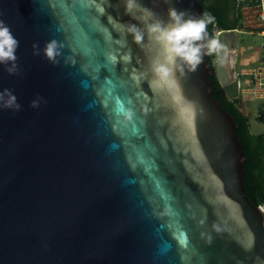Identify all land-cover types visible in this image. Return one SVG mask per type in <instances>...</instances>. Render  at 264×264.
I'll use <instances>...</instances> for the list:
<instances>
[{
	"label": "water",
	"instance_id": "obj_1",
	"mask_svg": "<svg viewBox=\"0 0 264 264\" xmlns=\"http://www.w3.org/2000/svg\"><path fill=\"white\" fill-rule=\"evenodd\" d=\"M136 2L0 0L19 41V72L0 65V91L21 105L0 109V264H264V208L208 55L162 81L158 46L128 31L144 28V9L201 17L203 0ZM216 39V76L236 100L238 32ZM52 40L55 65L43 54Z\"/></svg>",
	"mask_w": 264,
	"mask_h": 264
},
{
	"label": "clouds",
	"instance_id": "obj_2",
	"mask_svg": "<svg viewBox=\"0 0 264 264\" xmlns=\"http://www.w3.org/2000/svg\"><path fill=\"white\" fill-rule=\"evenodd\" d=\"M136 7H139L136 0H128L129 12ZM141 19L144 23L143 29L133 24L129 26L128 31L136 44H142L147 34L149 41L158 46L152 69L157 78L162 81L172 78L177 71L184 72L185 68L195 72L203 62V55L217 53L221 47L220 42L214 37L206 39L208 25L215 22V17L211 14L205 13L201 17H195L176 8H170L168 21L165 22L157 19L150 10L144 9ZM18 47L19 41L10 27L0 20V65L5 66L9 75H17L19 72L16 55ZM62 47V44L52 40L46 43L43 54L48 61L54 65L58 64ZM205 49L206 52L203 51ZM40 54L39 45L34 44L33 55ZM42 99L38 97L33 100L31 107L38 108ZM0 109L17 112L21 110V105L11 90L0 91Z\"/></svg>",
	"mask_w": 264,
	"mask_h": 264
},
{
	"label": "trees",
	"instance_id": "obj_3",
	"mask_svg": "<svg viewBox=\"0 0 264 264\" xmlns=\"http://www.w3.org/2000/svg\"><path fill=\"white\" fill-rule=\"evenodd\" d=\"M240 0H203V12L215 17V22L208 25L206 39L215 37V32L240 29ZM215 53L208 55L209 68L214 98H216L240 125L239 139L246 148V166L244 175L247 179L248 194L264 208V131L254 135L250 132L247 118L241 112L239 100H229L221 88L215 71ZM257 120L264 124V109Z\"/></svg>",
	"mask_w": 264,
	"mask_h": 264
},
{
	"label": "rangeland",
	"instance_id": "obj_4",
	"mask_svg": "<svg viewBox=\"0 0 264 264\" xmlns=\"http://www.w3.org/2000/svg\"><path fill=\"white\" fill-rule=\"evenodd\" d=\"M248 2V0H240V3ZM240 8V7H239ZM238 8V9H239ZM239 17L240 9H239ZM246 16L250 21H253L250 25L253 27L250 28H242L240 25V29H236L238 32V38L240 42V47L234 54L231 56V59L228 64H230L233 68L230 72V77L235 76L236 79L240 80L241 84L245 87L249 86V77L243 76L241 73L246 69H252L257 67L264 66V35L262 32V26L260 19V11L257 7H251L246 11ZM244 52H242V47ZM253 56L256 58L255 63L245 64L244 61H241L242 55ZM217 53H215V56ZM216 60V57H215ZM239 100V108L243 115L247 118L250 132L254 135L261 134L264 131V124L260 123L257 120L258 113L263 111L264 102L260 98H254L253 96L247 95V93H241L238 97Z\"/></svg>",
	"mask_w": 264,
	"mask_h": 264
},
{
	"label": "built area",
	"instance_id": "obj_5",
	"mask_svg": "<svg viewBox=\"0 0 264 264\" xmlns=\"http://www.w3.org/2000/svg\"><path fill=\"white\" fill-rule=\"evenodd\" d=\"M240 8V25L242 28H250L253 27L250 24L253 21H250L246 16V11L251 7H257L260 11V21L262 29V34L264 35V0H248V2H243L239 6ZM221 32H215V37H217ZM243 76L249 77V86L245 87L241 84L240 80H238V88L239 94L247 93V95L253 96L254 98H260L264 102V66L257 67L252 69H246L241 73Z\"/></svg>",
	"mask_w": 264,
	"mask_h": 264
},
{
	"label": "crops",
	"instance_id": "obj_6",
	"mask_svg": "<svg viewBox=\"0 0 264 264\" xmlns=\"http://www.w3.org/2000/svg\"><path fill=\"white\" fill-rule=\"evenodd\" d=\"M239 39V38H238ZM241 47H242V52H244V49H243V46L241 45ZM256 58H254L253 56H246L245 54H243L242 55V57H241V61L243 62L244 61V63L245 64H250V63H255L256 62ZM228 63H229V61H228ZM231 64V63H230ZM230 64H227V68H228V73H229V75H230V72H231V69L233 68Z\"/></svg>",
	"mask_w": 264,
	"mask_h": 264
},
{
	"label": "bare ground",
	"instance_id": "obj_7",
	"mask_svg": "<svg viewBox=\"0 0 264 264\" xmlns=\"http://www.w3.org/2000/svg\"><path fill=\"white\" fill-rule=\"evenodd\" d=\"M233 56V55H232Z\"/></svg>",
	"mask_w": 264,
	"mask_h": 264
}]
</instances>
